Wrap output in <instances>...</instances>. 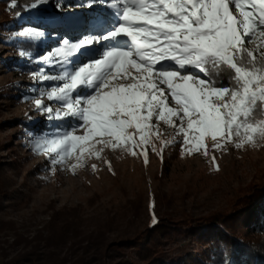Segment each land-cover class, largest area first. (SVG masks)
<instances>
[{"label": "rangeland", "instance_id": "1", "mask_svg": "<svg viewBox=\"0 0 264 264\" xmlns=\"http://www.w3.org/2000/svg\"><path fill=\"white\" fill-rule=\"evenodd\" d=\"M110 4L106 0H37L26 6L23 14L11 15L7 5L0 3V161L13 196L0 209V220L10 221L14 228L0 231V264H18L19 254L29 248L25 239L31 240L48 216L63 208L77 209L86 226L82 229L87 232L96 219L117 214L128 199L138 201L141 196L140 216L131 227L125 222L110 227L103 235L106 248L143 226L155 193L171 198L168 206L172 209L210 216L224 209L233 194L246 192L253 182L264 181V138L257 136L248 142L243 129L231 139L217 136L213 140L206 134L197 148L192 140L188 145L183 143L177 127L154 119L158 132L154 131L146 144H140L137 136L135 147H113L110 138L104 136L77 142L67 154L47 151L51 140L72 130L69 124L73 121L64 117L63 101L48 99L52 88L63 81L43 79L45 75L60 76L63 61L45 57L64 47V39L76 43L101 28L111 30L119 21ZM230 11L240 18L235 0ZM97 17L103 18L102 25L89 23ZM28 43L34 48L27 50ZM107 43L91 46L77 62L101 58ZM261 43L257 37L247 47L259 52ZM77 55L74 53L71 59ZM166 63V67L172 66V62ZM187 71L199 73L192 68ZM224 72L227 75L229 70L224 68ZM37 99L53 112L37 109ZM169 106H176L170 95ZM248 122H264V111L262 119ZM26 125L30 131L24 133ZM75 134L84 133L76 129ZM190 243L189 236H178L170 242L175 260L183 257Z\"/></svg>", "mask_w": 264, "mask_h": 264}, {"label": "snow or ice", "instance_id": "2", "mask_svg": "<svg viewBox=\"0 0 264 264\" xmlns=\"http://www.w3.org/2000/svg\"><path fill=\"white\" fill-rule=\"evenodd\" d=\"M232 2L112 0L110 8L119 22L111 30L101 28L76 43L64 39V47L45 57L63 61L60 76L43 79L63 81L52 88L48 99L63 101V115L73 121L72 130L51 140L47 151L67 154L77 142L104 136L113 147H135L137 136L140 144H146L158 132L154 119L177 127L183 143L192 140L197 148L206 134L213 140L231 139L243 129L248 142L264 138V122H248L255 111H264V0H235L239 19L230 11ZM89 23L102 25L103 18ZM121 37L126 38L124 43ZM257 37L262 43L254 55L256 49L249 50L247 43H255ZM100 42H108L101 58L77 62ZM74 53L78 55L71 59ZM165 62L172 66L166 67ZM208 66L218 73L221 68L230 70L232 86L212 79L206 73ZM189 68L199 73L188 72ZM169 95L175 107L169 106ZM35 104L53 112L39 99ZM76 129L84 134L76 135Z\"/></svg>", "mask_w": 264, "mask_h": 264}, {"label": "trees", "instance_id": "3", "mask_svg": "<svg viewBox=\"0 0 264 264\" xmlns=\"http://www.w3.org/2000/svg\"><path fill=\"white\" fill-rule=\"evenodd\" d=\"M35 1L0 0V3L7 5L11 15H16L23 14L25 7ZM26 46L27 50L34 48L31 43ZM206 73L219 83L232 86L224 68L218 73L208 66ZM262 113L258 109L249 121L262 119ZM29 128L26 125L22 130L27 133ZM2 164L0 161V209L4 202L13 199ZM139 198L128 199L117 214L99 217L87 232L82 229L86 226L82 225L77 209L54 212L31 240L25 239L29 248L19 254L18 264H264V181L253 182L246 192L233 194L224 209L210 216L172 209L171 198L155 193L147 210L151 216L148 214L143 226L135 227L130 234L125 232L124 238L105 248L103 235L110 227L121 222L131 227L140 216L143 198ZM5 227L14 229L10 221L0 220V231ZM178 236H189L191 242L179 261L171 255L169 247Z\"/></svg>", "mask_w": 264, "mask_h": 264}, {"label": "bare ground", "instance_id": "4", "mask_svg": "<svg viewBox=\"0 0 264 264\" xmlns=\"http://www.w3.org/2000/svg\"><path fill=\"white\" fill-rule=\"evenodd\" d=\"M119 40L121 41V43H124L126 41V38H120ZM165 66H167L166 62H165Z\"/></svg>", "mask_w": 264, "mask_h": 264}]
</instances>
